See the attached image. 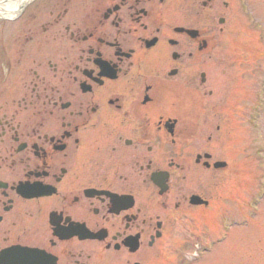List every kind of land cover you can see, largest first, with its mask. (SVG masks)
Segmentation results:
<instances>
[{
    "label": "flooded vegetation",
    "instance_id": "flooded-vegetation-1",
    "mask_svg": "<svg viewBox=\"0 0 264 264\" xmlns=\"http://www.w3.org/2000/svg\"><path fill=\"white\" fill-rule=\"evenodd\" d=\"M49 6L0 44V264H166L222 172L206 146L229 3Z\"/></svg>",
    "mask_w": 264,
    "mask_h": 264
},
{
    "label": "rangeland",
    "instance_id": "rangeland-1",
    "mask_svg": "<svg viewBox=\"0 0 264 264\" xmlns=\"http://www.w3.org/2000/svg\"><path fill=\"white\" fill-rule=\"evenodd\" d=\"M223 1L227 32L216 53L227 67L224 74L215 69L214 92V124L222 128L206 149L227 168L207 181L209 207L192 210L171 230L166 264H264V0H215ZM61 10L33 0L13 18H0V44L12 39L15 46L17 21ZM207 132L199 133L200 145Z\"/></svg>",
    "mask_w": 264,
    "mask_h": 264
},
{
    "label": "bare ground",
    "instance_id": "bare-ground-1",
    "mask_svg": "<svg viewBox=\"0 0 264 264\" xmlns=\"http://www.w3.org/2000/svg\"><path fill=\"white\" fill-rule=\"evenodd\" d=\"M33 0H0V18L11 19Z\"/></svg>",
    "mask_w": 264,
    "mask_h": 264
},
{
    "label": "water",
    "instance_id": "water-1",
    "mask_svg": "<svg viewBox=\"0 0 264 264\" xmlns=\"http://www.w3.org/2000/svg\"><path fill=\"white\" fill-rule=\"evenodd\" d=\"M217 166H222V164H217ZM196 201L199 202L198 199H196ZM196 201H195V202H196Z\"/></svg>",
    "mask_w": 264,
    "mask_h": 264
}]
</instances>
